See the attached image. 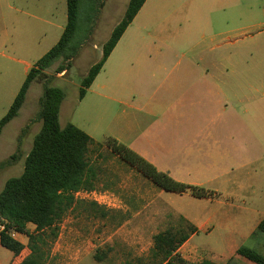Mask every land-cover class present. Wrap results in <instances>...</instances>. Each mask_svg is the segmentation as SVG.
<instances>
[{
    "label": "rangeland",
    "instance_id": "1",
    "mask_svg": "<svg viewBox=\"0 0 264 264\" xmlns=\"http://www.w3.org/2000/svg\"><path fill=\"white\" fill-rule=\"evenodd\" d=\"M129 2L109 0L107 7L97 16L92 1L82 2L79 28L74 40L81 47L80 54L71 63L65 64L69 69L67 73L54 76L52 81L66 94V105L60 121L62 127L73 123L84 128L83 120L93 124L100 120L101 109H91L98 103L100 105V98L88 95L84 103L79 104L81 83L89 69L102 59L103 45L114 24L125 16ZM40 3L45 5L46 20V23L39 24L36 38H41L40 42L32 38L35 29L29 21L28 32L24 31V37L30 40L24 47L19 44L0 47V120L9 111L25 82L28 65L35 66L60 39L63 30L57 29L56 25L66 26L67 0H40ZM7 23L9 30H12V21L7 19ZM95 27L96 32L92 35L91 31ZM99 30L101 33H97ZM227 40L233 43L227 44ZM155 42L178 45L168 51L172 65L180 60L185 64L188 53V57L196 61L205 59L206 69L220 76L223 101L229 99L227 104H223L228 114L218 119L221 127L226 129V136L228 131V136L235 141L247 142L243 144L245 149L239 146L234 161L226 159L224 155L217 164L212 161V170L230 167L231 164L236 167L243 162L245 166L239 171L234 169L224 180H212L211 186L230 191L238 189V185L242 186L244 190H238L235 196V204L239 207L249 202V198L254 201L263 198L258 195L264 191V0H147L125 33L120 50L110 60L106 70L108 75H117L118 63H122L119 60L136 56L137 52L130 49L129 43ZM95 46L100 48L96 49ZM58 65L50 69L47 75L53 76ZM129 68H132V73H137L132 64ZM181 69L182 65L177 72ZM141 77L135 74L122 81L126 87L132 85L146 91L150 82L146 77ZM129 79L131 81H127ZM43 88L44 79L31 85L18 117L3 130L0 164L16 153L20 137L22 154L14 164L0 170V192L7 180L23 173L26 156L42 128L37 115ZM76 108L80 112L75 113ZM87 110L93 112L88 114ZM118 112L119 109H111L107 121H111ZM215 119L217 117L210 118L213 121ZM95 136L97 143L104 145L103 148L93 146L90 153V159L102 168L100 181L94 190L96 195L76 196L77 204L59 224V236L51 247L46 264H151L155 235L169 228L185 229L187 222L182 216L189 217L194 225L201 224L215 209L207 199L197 198L189 191L182 194L162 191L137 168L115 155L107 147V139L102 141L99 132ZM222 141L227 142L228 138L224 136ZM246 158L259 161L251 165ZM251 174L255 179L250 177ZM251 184L256 185L254 191L258 195L248 194L247 188ZM94 199L99 201L97 204L103 210L91 205L96 203ZM103 213H107L105 217ZM219 216L223 226L230 219L239 218V212L221 210ZM29 229L34 231L35 227L29 225ZM13 236L26 248L19 256H15L0 247V264H20L30 255L28 238L17 233H13ZM203 240V235L197 236L193 244L200 247ZM253 240L255 245L249 248L264 255V234L259 233ZM96 256L101 260L98 261ZM196 259L199 263V258Z\"/></svg>",
    "mask_w": 264,
    "mask_h": 264
},
{
    "label": "crops",
    "instance_id": "2",
    "mask_svg": "<svg viewBox=\"0 0 264 264\" xmlns=\"http://www.w3.org/2000/svg\"><path fill=\"white\" fill-rule=\"evenodd\" d=\"M108 1L105 2L102 10L107 7ZM44 6L40 0H0V24L2 25L0 47L14 44L24 47L30 40L24 37V31L28 32L29 21L32 22V28L36 30L33 31L35 33L32 38L37 39L35 41L39 43L41 38H36L39 34V24L46 23ZM7 19L12 21L10 24L12 30H9ZM121 19L114 24L111 34ZM23 27H25L24 30ZM56 27L63 32L66 28L63 25H56ZM96 28L93 29L92 35L96 32ZM100 31L97 33H101ZM123 37L85 96L86 98L88 95H93L101 99L100 105L98 103L91 108L101 109L100 120H97L96 124L83 120L84 128H81V125H74L85 130L96 142L98 141L95 134L98 132L102 136V141L108 138L117 140L155 166L158 171L169 174L176 181L212 191L213 197L203 199H207L210 205L215 206V209L203 223L194 225L189 217L180 215L197 229V232L192 234L178 250L184 259L192 263H197L196 257H198L199 263L207 260L217 264H227L230 261H234L235 264H254L240 256L238 250L243 246L255 245L253 235L264 219V191L258 195L254 191L256 185H249L247 188L249 195H258L263 198H258L256 201L249 198V202L239 207L235 204V196L238 195V190H244L242 186L238 185L239 188L232 191L211 186L212 180H224L234 169L237 168L239 171L245 166L243 162L236 167L231 164L230 167L212 170V161L217 164L219 160H222L223 155L226 159L234 161L237 158L239 146L242 145L243 147L240 148L245 149L243 144H247V142L235 141L228 136V131L226 136V129L222 128L218 121L223 114H228L227 109H223V104L229 102V99L225 101L222 99L220 76L211 74L210 70L206 69L204 58L196 61L188 57L189 53L186 54L185 64H182L181 60L175 65L170 64L168 51L174 47L177 48L178 45L166 42L129 43L130 49L137 52L136 56H131L124 61L119 60L122 63H118L117 75H108L106 70L109 62L120 50ZM226 43L233 42L227 40ZM186 46L191 45L186 44ZM95 48L100 47L95 46ZM131 64L137 73L131 72L132 68H129ZM181 65L182 69L177 72ZM32 67L28 65L27 75ZM135 74L142 75L141 78L146 77L150 82L148 90H140L132 85L129 88L124 85L122 79ZM85 98L79 101L80 105L84 103ZM65 105L66 98L61 107L60 121ZM77 109L75 113L80 112V109L79 111ZM111 109H119V112L108 122L107 118ZM87 112L89 114L93 110H87ZM212 116L217 117V120H210ZM106 123L109 124L105 125ZM224 136L228 138L227 142L222 141ZM250 147L251 145L248 144V148ZM246 160L251 165L259 161H253L250 158ZM255 173L257 174V171ZM252 174L250 177L255 179ZM258 175L259 173L257 177ZM250 189H253V192H250ZM221 210L238 211L239 218L230 219L222 226L219 216ZM201 235L204 236V240L202 245L197 247L193 244V240ZM199 255L203 257L200 258Z\"/></svg>",
    "mask_w": 264,
    "mask_h": 264
},
{
    "label": "trees",
    "instance_id": "3",
    "mask_svg": "<svg viewBox=\"0 0 264 264\" xmlns=\"http://www.w3.org/2000/svg\"><path fill=\"white\" fill-rule=\"evenodd\" d=\"M84 0H67L68 21L58 43L47 52L29 71L7 114L0 120V138L4 128L18 117L25 104L31 85L44 79L43 94L37 120L42 128L36 136L31 151L27 154L25 168L18 177L7 180L0 192V247L19 256L26 246L13 233L28 238L30 255L20 264H46L53 243L59 236V224L65 214L76 204V193L92 192L100 181L102 168L90 159L91 148L103 144L94 141L86 132L73 124L62 127L60 112L66 98L65 91L52 84L53 77L68 72V65L78 57L81 47L75 44L79 28L80 10ZM96 8V16L105 6L106 0H90ZM147 0H130L125 16L103 45V57L94 64L82 80L79 101L102 71L108 58L120 42L128 27L133 23ZM93 30L91 31L92 34ZM90 34V35H91ZM59 64L53 76L48 71ZM23 130V135L26 133ZM22 137L19 138L16 153L0 164V170L14 164L22 154ZM107 147L122 161L137 168L153 184L166 192L182 194L191 192L197 198H209L212 192L174 180L169 174L160 172L151 163L117 140L108 138ZM95 208L102 209L97 203ZM107 213H103L105 217ZM185 220V219H183ZM187 222V221H186ZM185 229H167L154 236L151 264H217L212 261L192 263L184 259L178 250L197 229L186 223ZM29 225L35 227L30 231ZM264 234V219L253 237ZM238 254L254 264H264V256L257 250L243 246ZM98 261L100 257L96 256ZM227 264H235L230 261Z\"/></svg>",
    "mask_w": 264,
    "mask_h": 264
},
{
    "label": "built area",
    "instance_id": "4",
    "mask_svg": "<svg viewBox=\"0 0 264 264\" xmlns=\"http://www.w3.org/2000/svg\"><path fill=\"white\" fill-rule=\"evenodd\" d=\"M96 195V192H88V191H80L78 193H76V196H83V197H90V196H94ZM94 201L97 203H99V201L97 199H94Z\"/></svg>",
    "mask_w": 264,
    "mask_h": 264
}]
</instances>
